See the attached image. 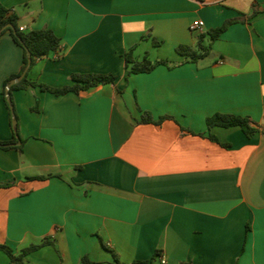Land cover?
<instances>
[{
  "label": "crops",
  "instance_id": "obj_1",
  "mask_svg": "<svg viewBox=\"0 0 264 264\" xmlns=\"http://www.w3.org/2000/svg\"><path fill=\"white\" fill-rule=\"evenodd\" d=\"M0 3L23 32L60 38L28 81L59 88L72 74L115 76L78 94L12 91L23 143L0 148V244L14 256L39 246L20 264H264V0ZM197 19L203 33L239 21L211 57L189 61L176 47L195 46ZM132 46L136 60L167 65L128 75ZM22 63L4 32L0 141L13 139L3 85ZM144 112L164 119L143 123ZM215 113L249 117L260 131L209 129ZM0 264H12L1 250Z\"/></svg>",
  "mask_w": 264,
  "mask_h": 264
},
{
  "label": "trees",
  "instance_id": "obj_2",
  "mask_svg": "<svg viewBox=\"0 0 264 264\" xmlns=\"http://www.w3.org/2000/svg\"><path fill=\"white\" fill-rule=\"evenodd\" d=\"M257 14H259V10L256 9V7L254 6L250 18L255 17ZM238 21L239 20L237 19L226 20L221 26L216 27L214 29H210L206 33L198 34L196 36V44L194 47H190L187 45H178L176 47V52L179 55L184 56L189 61H198L200 59L206 58L211 53V43L217 40L230 25ZM8 24H11L12 27H6ZM6 31L10 33L15 44H17L23 50V63L20 72L7 79L4 82L2 89V96L7 105V108L9 109V113L10 108L5 97L6 85L10 82L11 79L16 78L23 73L27 65L28 57H30L31 59V65L26 71L24 77L18 83L13 84L9 89V96L14 111V117H12L10 113L13 139L11 141H0L1 149L12 148L16 146L15 143L17 141L20 142V145L17 146V148L21 149L23 143V140L21 139L19 133L18 117L12 101L13 90L24 89L27 86H38L41 91H47L51 94L59 96L69 92H74L78 94L81 91L87 90L97 85L111 84L115 81V76L111 74H72L71 83L59 88L30 82L27 80V76L32 66L37 60L47 57L51 52H56L60 48V38L50 29L31 30L26 32L20 31L18 27L17 16L0 3V37ZM205 37H208L209 40V43L207 45L203 44V39ZM153 44L157 45L158 42L153 40ZM134 48V46L130 47L124 55V68L127 71L128 75L138 73H149L157 65H167L168 63V61L166 60H159L153 62L148 58L147 55H144L142 59L138 61L133 56ZM27 52H29L30 56H28ZM163 119L164 118L161 117L157 121H155L152 119L151 115L148 112H144L141 116V122L143 123H158ZM13 120H16L15 125L12 124ZM206 125L209 129L216 126L223 128L239 127L247 137H252L254 134L260 131L259 127L252 125V122L249 117H243L232 114L215 113L206 118ZM209 137L211 140L217 141L212 135H210ZM38 179L42 178L38 177ZM6 186H8V184L0 185V187ZM38 247V245L30 246L23 250V253L21 255L14 256L12 250L8 246L0 244V250L3 251L9 257L10 262L12 264H20L19 261L21 260L23 255L38 249Z\"/></svg>",
  "mask_w": 264,
  "mask_h": 264
},
{
  "label": "water",
  "instance_id": "obj_3",
  "mask_svg": "<svg viewBox=\"0 0 264 264\" xmlns=\"http://www.w3.org/2000/svg\"><path fill=\"white\" fill-rule=\"evenodd\" d=\"M6 27H12V25L11 24H8ZM27 54H28V56H30L29 52H27ZM211 56L212 55L210 54V57ZM30 65H31V59H30V57H28L27 65H26V68L23 71V73L20 76L11 79L10 82L6 85V88H5V97H6V100H7L8 104H9L10 113H11V116L12 117H14V111H13V106L11 104V100H10V96H9V89H10V87L13 84L18 83L24 77V75L26 74V71L28 70V68L30 67ZM12 124L15 125L16 124V120H13L12 121ZM18 143H20V142H18Z\"/></svg>",
  "mask_w": 264,
  "mask_h": 264
},
{
  "label": "built area",
  "instance_id": "obj_4",
  "mask_svg": "<svg viewBox=\"0 0 264 264\" xmlns=\"http://www.w3.org/2000/svg\"><path fill=\"white\" fill-rule=\"evenodd\" d=\"M19 30L20 31H23L24 30V27H19ZM190 30L191 31H195L198 34L203 33V30H204V22L202 20H200V19L194 20L191 23V25H190ZM161 264H165V261H164L163 258L161 260Z\"/></svg>",
  "mask_w": 264,
  "mask_h": 264
},
{
  "label": "rangeland",
  "instance_id": "obj_5",
  "mask_svg": "<svg viewBox=\"0 0 264 264\" xmlns=\"http://www.w3.org/2000/svg\"><path fill=\"white\" fill-rule=\"evenodd\" d=\"M210 54H212V53H210ZM19 141H17V143H18Z\"/></svg>",
  "mask_w": 264,
  "mask_h": 264
}]
</instances>
